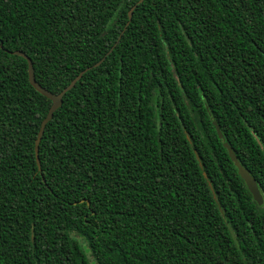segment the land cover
I'll return each mask as SVG.
<instances>
[{"label": "trees", "instance_id": "16d2710c", "mask_svg": "<svg viewBox=\"0 0 264 264\" xmlns=\"http://www.w3.org/2000/svg\"><path fill=\"white\" fill-rule=\"evenodd\" d=\"M0 264H264V0H0Z\"/></svg>", "mask_w": 264, "mask_h": 264}, {"label": "water", "instance_id": "95a60500", "mask_svg": "<svg viewBox=\"0 0 264 264\" xmlns=\"http://www.w3.org/2000/svg\"><path fill=\"white\" fill-rule=\"evenodd\" d=\"M136 6H134L130 12H129V21L127 26L129 25L131 19H132V15L133 12L135 10ZM126 26V27H127ZM10 54L13 55H18L23 57L24 59L27 60L28 62V76H29V82L30 84L42 95H44L45 97H47L48 99H50L52 101V105L47 113V116L45 117V119L43 120L41 127H40V131L35 143V153H36V159H37V163L38 166L40 168L41 163H40V158H39V149H40V143L42 140V137L44 135L45 132V128L47 126V124L53 119L54 113L62 106L63 104V98L65 96V94L67 92H69L70 90L73 89V87L76 85V83L81 79V77L91 69L87 68L84 71H82L70 84L69 86H67L66 88H64L60 93L58 94H54L50 91H48L47 89L43 88L37 81L35 78V72H34V67H33V62L31 60V58H29L25 53L21 52V51H11L9 52ZM103 61V60H102ZM102 61L98 62L94 67L100 66V64L102 63ZM217 133L219 135L220 138H223L222 132L219 128V126L217 125V123L214 121L213 122ZM225 148H227L228 152H229V156L231 158V160L235 163L236 167L238 168V173L240 175V177L244 180V182L246 183L250 193L252 194L254 200L259 204H263V196L260 192V189L258 187V184L256 182V180L251 176V174L241 165V163L239 162L235 152L233 151L232 147L228 144L225 143L224 144Z\"/></svg>", "mask_w": 264, "mask_h": 264}]
</instances>
